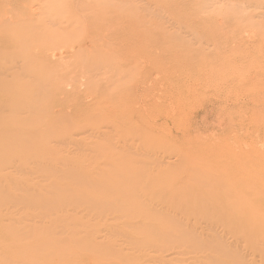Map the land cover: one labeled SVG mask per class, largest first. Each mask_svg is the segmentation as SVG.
<instances>
[{
    "label": "rangeland",
    "instance_id": "374dc122",
    "mask_svg": "<svg viewBox=\"0 0 264 264\" xmlns=\"http://www.w3.org/2000/svg\"><path fill=\"white\" fill-rule=\"evenodd\" d=\"M94 1L52 0L55 6L47 10L51 14L41 17L52 22L55 20L48 16L57 19V25H47L57 36L52 40V36H40L35 46L50 45L57 54H69L75 50L74 42L88 44L76 50L77 54H69L84 55L67 75L71 84L58 87L61 82L56 77L64 71L65 58L60 55L50 65L49 86L38 93L37 111L51 112L52 118L41 117L39 124L32 123L36 128L27 138H15L19 131L0 135V263L36 264L39 258L45 264H214L210 257L218 255L207 246L228 244L227 254L220 257L225 263L238 255L248 264H264V231L257 226L264 219V167L260 166L264 163V0H197L199 5L196 1L178 10L161 7L158 16L139 1L97 0L111 4L106 16L115 15L116 24L92 16L81 20ZM185 9L189 14L182 17ZM94 49L105 58H90L89 51ZM143 100L153 104L141 109ZM23 102L24 98L19 104ZM209 111L235 112L238 125L224 127L227 141L221 131L217 138L203 134L208 125L202 127L197 117ZM209 116L211 129L219 130L220 119ZM161 119L177 122L174 127L157 126L152 131ZM68 172L81 173L83 178L71 182ZM136 172L139 174L134 175ZM158 172L162 174L157 176ZM122 176L137 177L142 183L147 180L158 188L143 189L140 181L129 180V188L138 194L136 202L159 208L165 205L169 211L181 206L176 217L191 219L184 223L190 231L196 229V245L189 247L187 238L162 239L167 234L156 231L148 240L146 234H133L124 224L118 227L125 231H118L112 218L122 203L96 204L102 216H93L95 210L91 215L79 214V220L76 216L57 219L61 228L45 227L57 216L52 211L44 214L45 209L56 206L60 211L75 197L72 191L81 195L83 209L90 202V195L82 196L84 189L96 192L95 183L102 185ZM66 183L72 190L65 191L56 205L48 193ZM211 193L218 198L205 206L214 212L213 217H223L225 203L237 200L248 205L259 201L257 211L263 217H244L240 222L246 224V231L228 232L220 221L212 224L207 220L210 215L203 212L202 216L198 208ZM36 194L48 198L41 201ZM125 194L120 191L119 196ZM25 202L30 207H25ZM17 210L20 215L15 214ZM169 211L167 220H162L165 225L172 224ZM34 214L45 218H33ZM123 221L134 220L127 216ZM158 241L165 246L155 247ZM105 243L115 248L114 254L106 255L109 246ZM179 244L186 246L176 248Z\"/></svg>",
    "mask_w": 264,
    "mask_h": 264
},
{
    "label": "bare ground",
    "instance_id": "6f19581e",
    "mask_svg": "<svg viewBox=\"0 0 264 264\" xmlns=\"http://www.w3.org/2000/svg\"><path fill=\"white\" fill-rule=\"evenodd\" d=\"M51 1L52 0H0V135L4 134V131H10V132L19 131V134H17L15 138H27L31 134H33V132L36 128V127L31 126L32 123L39 124L41 117L52 118L51 112L50 113H47V112L46 113H40L37 111V108H39V103H40V99H38V93L42 94L43 91L45 90V87H46L45 85L49 86V76L48 75H49V72L51 70L50 65L54 64L56 62L55 61L56 59H60V57H59L60 55H61V59L65 58L67 60L64 62L65 67H63V69H62V70H64L63 73L59 74L58 77H56V78L60 79L59 81L61 82V84H59L58 87L61 86L60 88H63L64 85H67L68 83L71 84V82H72L69 78H67V75L72 72L71 67L74 68L78 63L80 64L82 61V58L84 57V55H79L78 57H75V56L71 57L69 54H71V53H74V55L77 54L78 52L76 50H78L79 48L81 49L85 45H87L88 44L87 41L74 42L73 49H75V50H72L69 54L68 53L57 54L55 47L50 46V45L46 46L48 49L45 47L42 48V47L35 46V44H36L37 40H39L40 36L45 37V39L49 36H52L51 40H52V38H54L55 35L57 36V33H55V31H49V29L47 30V25L50 26L52 24L51 26L53 27V26L58 24L57 19L52 18L51 17L52 15L48 16V17L46 16V17L48 18V20H52V19L55 20L53 22L52 21H46V19H41L42 16H45L49 12V10L51 9V5L53 6L55 4V3L51 4ZM133 1H137V2L139 1L140 3H142V7L145 8L146 10L150 11V13H152V15L155 16V15H157V11L159 9H161V7H163L165 10H168L170 8L173 10H178L181 6L187 7L190 4H192L193 2H196L197 0H132V3H133ZM202 1H205V0H202ZM95 2H97V3H95ZM165 4L167 5L166 7H164ZM197 4L199 5L198 1H197ZM109 5H111V4H109ZM109 5H107L105 2H103V3L99 2L98 3V1L96 0V1H94L93 6L91 5L92 7L90 9L85 10L86 11V14H85L86 18L84 15H83V17L81 15L80 18H81V20H85V19H89V16H92L91 18H97V20H101V22L109 21L112 24H116V16L115 15H111V18H108L106 16V11L110 8ZM113 6H115V8H116V4H113ZM47 10H48V12H47ZM91 10H92V12L87 13L88 11H91ZM76 11H77V9H76ZM85 11H83V12H85ZM188 14L189 13L186 9L182 11V17H187ZM162 16H164V15H162ZM37 17H39L40 19ZM167 17H168V15H167ZM63 18L65 19V16H63ZM156 19H157V17H156ZM76 20H77V23H79L80 20H78L77 18H76ZM154 20L155 19H153V21ZM68 22H70V21H68ZM152 23H154V22H152ZM59 24H61V23H59ZM77 26H80V25H77ZM41 27H43V28H41ZM55 28H53V29H55ZM40 30H44L45 32L42 31L39 35H37V32H39ZM171 30H169V32ZM62 31H61V33H62ZM174 32H175V30H174ZM162 34H164V33H162ZM194 34L196 35V33H194ZM47 35H49V36H47ZM61 35L62 34H60V36ZM155 35H156V32H155ZM175 35H176V33H175ZM170 36H172V34ZM170 36H168V37H170ZM162 37H165V36H162ZM196 37H197V35L195 36V38ZM63 38H66V36H63ZM44 40H43V43L45 42ZM89 52H90L89 55H91L90 58H93L94 60L99 59L98 57H100V56H103L105 58L104 53H102L101 51H98V49H94L93 52H91V50H90ZM70 58H73V59H70ZM243 79H245V78H243ZM240 84H242V83H240ZM5 93H8L6 96V99L4 98ZM181 93H183V91H181ZM40 96H42V95H40ZM175 97H177V95ZM22 98H24V102L20 105L19 102ZM38 100H39V102H38ZM47 100H48V96L45 97L44 99H42L41 101L43 103H45ZM152 104H153V102H147V101L145 102L144 101L141 109L143 107H149ZM216 104H214V105H216ZM165 105H166V103H165ZM111 106H113V105H111ZM215 110H217V108H215ZM7 113H11V115L9 116V115H7ZM162 113H164V112H162ZM213 114L216 116V118L220 119L219 126H218L219 130L214 129V127H213V129H211L212 128V127H210L211 124H209V122H208L209 117H211L209 115H213ZM160 115H163V114H160ZM173 116H176V115H174V113H173ZM57 117L58 116H56V117L53 116V118H57ZM236 117L237 116L235 115V112L222 114V113H219L217 111H215V112L209 111L207 113L202 112L201 117H197V121L199 122L202 120V123H201L202 127L205 125H208L207 128L205 127V129H207V131H205V133H203L207 138H212L214 135L216 136V134L219 131H221L224 135V141H227L228 140V135H227L228 131H226L224 127H226V126L232 127L233 125H238L237 123L239 121L236 119ZM59 118H61V117H59ZM64 118H67V116H63V119ZM81 118H83V116ZM247 118H248V114H247ZM163 119H165V118H163ZM163 119L159 120L161 124L157 123L156 125H153L151 130L155 131L157 129V126H165V125L170 126L171 125L174 127V125H176L177 121L175 122L172 120L169 121V119L168 120H163ZM174 119H175V117H174ZM176 119H177V116H176ZM64 120H66L65 124H68V122H67L68 119H64ZM156 121H158V120H156ZM244 123L246 124V122H244ZM224 124H225V126H224ZM64 126H66V125H63V127ZM201 126H199L198 128H200ZM66 129L67 128L65 127L63 130L65 131ZM236 131H238V130H236ZM198 132H200V131H198ZM239 135L242 136V133ZM216 138H217V136H216ZM241 138H243V136ZM177 139H178V141L183 140L182 138H177ZM229 139H230V137H229ZM231 139H232V137H231ZM231 142H232V140H231ZM236 145H238V143ZM238 147H240V146L238 145ZM252 152H254V151H252ZM179 159H181V158H179ZM181 162H183V161H181ZM263 164L260 166L264 167ZM260 166H259V168H261ZM1 171L2 170H0V172ZM205 173L207 174V172H205ZM136 174L138 175L139 172L138 173L136 172L134 175H136ZM161 174H162L161 172H158L157 176H160ZM67 176L71 182L78 180L80 178H83L82 177L83 175L81 173H77V172H72V173L68 172ZM127 177L128 176H125V177H123V179H119V180L114 179L113 181L103 183L102 185L95 183L96 185H98V186L93 187L94 189H96V192L87 190V193H86V190L84 189L82 192V196H85L87 194L90 195V200H89L90 202H88V206L84 207L83 209H80V207H82L81 200H79L81 195L75 191H72L73 194L75 195V197L72 198V201L70 203H68L65 207H63L60 211H56L57 210L56 206L52 207L50 209H45L44 214H47L49 211L55 212L57 214L56 219L55 220L51 219V221H49L45 224V227L46 228H53V229L61 228L62 226L55 222L57 219H59L61 217L62 218H69V217H73V216L77 217L79 214H82V213H84V215H91L95 210H97V212H94L93 216L94 215L102 216V213L99 210L100 209L99 206L107 204V203H122V205H120V207L116 211L117 215H115L112 218V225H116V229L118 231H120V232L125 231L124 229L118 227L120 224H124L125 227L123 226V228L131 229L129 231L133 232V234L134 233L146 234L148 240L151 237L152 233L156 231L158 233V235L167 234V237L162 238V239H169L172 241V239H174V238H175V240L180 238V237L182 239L187 238L188 239L187 242H188V244H190V245H188L189 247L196 245L195 244L197 242L196 235L193 234V232L196 229L193 228L194 230L190 231L189 230L190 228L186 227V224L184 223V221H186V220L189 221L191 219L181 220V219H178L176 217V215H178V213L181 212L180 211L181 206H175L174 210L169 211V210H165V208H166L165 205L162 208H159V207H154L147 202H136L134 200V198L136 196H138V194H135L136 195L135 196L134 190L132 188H129V187H131L129 180H132L133 183L139 182L140 180L137 177H133V176H130L128 178ZM206 180H207V178H206ZM84 182H88V180L86 179ZM140 183H141L140 186L143 187V189L156 190V188H157L155 185L151 184L147 180L143 183L140 181ZM105 187H108L111 190L109 191ZM68 189L72 190L70 188V183L59 185L56 188H54L52 191H50L48 194H50L51 196H53L56 199L55 204L58 205V203L62 197V194H64L65 191H68ZM157 190H158V188H157ZM120 191H124V192H126V194L119 196ZM137 192H139V190H137ZM262 194H263V192H262ZM36 195L39 198L38 200H41V201H46L48 198L45 194H36ZM162 196H164V195H162ZM215 198H218V195H216V193H211L207 197H203V199H202L203 203L200 201L198 203L199 204L198 208H200L202 210V212H201L202 216H204L203 215L204 213H207V215L209 214L210 217L207 220H211V223L215 224V225H217L216 222L219 223V221H220V224L222 225L224 230H227L228 232H230V230H232L231 232H233V231H240V232L243 231L244 232L247 230V228H246V230L244 229V226L246 224H243L242 222H240L244 217H246L247 220L248 219L253 220L254 216H256V215L262 216V214L257 211L258 207L260 206L259 201L250 202V205H248V204H245L244 202H238V200H237L234 203H227L226 202L224 209H222V207H219L220 210L222 209L221 214H223L224 216L221 217L220 219L217 217L218 218L217 219L216 217H213V215H212V213H214V212L211 210L210 211L207 210L206 206H205L206 203L213 202V199H215ZM138 199H140V197H138ZM143 199H141V200H143ZM96 204L99 206H97ZM23 205L25 207H30L27 202H25ZM213 207H214V205H213ZM33 208L34 209H41L40 207H33ZM216 209H218V208H216ZM166 211H169V215L172 218V224L165 225L162 221V220H167L165 218V215L167 214ZM15 214L20 215L19 210H17L15 212ZM32 216H33V218H35V217H37V218H43L44 217L45 218V215H43V214H38L37 216L34 214ZM127 216H132L134 221H130V222L129 221H123V218H125ZM263 216H264V213H263ZM151 218H157L158 220H154ZM77 220H79L78 217H77ZM175 220H177L179 222H177ZM205 220H206V217H205ZM258 221H259V219H258ZM262 221H263V223L257 222V224H258L257 226L262 228L264 231V219ZM29 229H30V227H26V230H29ZM30 231H31V229H30ZM215 233H216V231H215ZM220 234H222V233H220ZM217 235H219V234L217 233ZM218 240H219V238H218ZM224 241H225V239H224ZM97 244H99V242H97ZM205 244H207V243H205ZM105 246H109L108 247L109 249H107V251H106L107 256H108V254L110 255L111 253L112 254L115 253L113 251V250H115V248H113L111 245H109L108 243H105ZM154 246L155 247H163V246H165V244H163V242L158 241V242L154 243ZM185 246L186 245H184V244H182V245L179 244L176 246V248L181 249V247L185 248ZM207 247L209 249H211V251L215 252V254L218 255V256L210 257V258H212V261L210 260L211 263L213 262L214 264H216L213 260H217L218 264H248L247 262L240 260L238 255H235L236 259H234V261H232V262L228 261L227 263H225L226 261L224 262L223 260H221L220 257L222 255L225 257V254H227L226 252L229 249L228 244H227V246L224 244L223 245L218 244L215 247H212V246H207ZM234 249H235V247H234ZM155 250L157 252L160 251V250L158 251V249H155ZM0 251H1V238H0ZM129 252H130V250H129ZM171 257H169V258H171ZM210 258H208V259H210ZM173 259L174 258H172L171 260H173ZM208 259H206V260H208ZM83 260H85V259H83ZM35 262H36V264H45L42 260H39V258H36ZM167 262H169V260ZM21 263L30 264V261H29V263L28 262L26 263V261L21 262ZM197 264H198V262H197Z\"/></svg>",
    "mask_w": 264,
    "mask_h": 264
}]
</instances>
